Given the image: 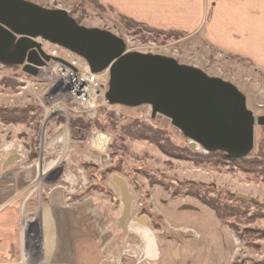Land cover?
Returning <instances> with one entry per match:
<instances>
[{"label":"rangeland","instance_id":"1","mask_svg":"<svg viewBox=\"0 0 264 264\" xmlns=\"http://www.w3.org/2000/svg\"><path fill=\"white\" fill-rule=\"evenodd\" d=\"M28 1L64 9L86 27L109 30L125 40L129 51L170 56L227 80L245 95L255 116L264 115L263 58L213 48L196 34L151 28L97 0ZM36 41L41 45L43 40ZM37 78L22 66L0 63V206L11 204L22 212L20 247L28 256L18 264H64L36 261L47 241L37 210L73 204L82 207L83 232L92 234V248L84 254L97 256L99 264H264V126L254 127L246 160L227 161L200 147L191 149L170 119L153 116L148 105L99 100L91 116H46L35 95L46 89L19 94L24 80ZM140 131L145 137L136 136ZM96 133L110 138L104 153L91 147ZM116 178L131 196L123 224ZM31 210L34 217L28 219ZM136 218L146 219L157 260H145L143 239L128 229Z\"/></svg>","mask_w":264,"mask_h":264},{"label":"water","instance_id":"2","mask_svg":"<svg viewBox=\"0 0 264 264\" xmlns=\"http://www.w3.org/2000/svg\"><path fill=\"white\" fill-rule=\"evenodd\" d=\"M37 39L84 58L93 73L107 70L104 98L109 104L150 106L153 116L170 119L189 139L191 149L246 157L253 148L254 127L264 125V115L255 116L246 106L245 95L227 80L170 56L129 51L122 37L79 24L64 9L28 0H0V63L22 66L35 76L37 67L46 66L50 59L58 61L41 49ZM116 182L123 203L119 223L123 224L130 213L131 196L122 179Z\"/></svg>","mask_w":264,"mask_h":264},{"label":"crops","instance_id":"3","mask_svg":"<svg viewBox=\"0 0 264 264\" xmlns=\"http://www.w3.org/2000/svg\"><path fill=\"white\" fill-rule=\"evenodd\" d=\"M97 1L151 28L196 34L213 48L264 59V0ZM81 208L73 204L68 207L41 206L37 210L40 234L47 241L44 252L40 251L37 257L31 254V260L36 257V261L99 264L97 256L84 254L89 252L88 246L92 248V234L83 232ZM34 212H26L27 216L32 215L28 219H33ZM22 219V212L14 205L0 206V264H18L28 256L20 247L19 224Z\"/></svg>","mask_w":264,"mask_h":264},{"label":"built area","instance_id":"4","mask_svg":"<svg viewBox=\"0 0 264 264\" xmlns=\"http://www.w3.org/2000/svg\"><path fill=\"white\" fill-rule=\"evenodd\" d=\"M48 45V48L42 45L41 49L49 56L58 58V61L50 59L46 66L37 67L38 78L24 80L19 94L29 89L36 93L46 89L45 94H35L46 116L55 114L68 119L71 115H94L100 102H106L104 94L109 76L91 72L86 60L68 49ZM80 89H83L82 93ZM53 98L56 99L54 103L44 105Z\"/></svg>","mask_w":264,"mask_h":264},{"label":"bare ground","instance_id":"5","mask_svg":"<svg viewBox=\"0 0 264 264\" xmlns=\"http://www.w3.org/2000/svg\"><path fill=\"white\" fill-rule=\"evenodd\" d=\"M42 45L45 46V48H48V42L42 41ZM83 89H80V92L82 93ZM106 134L96 133L95 135L91 136L89 139V142L91 144L92 148L98 149L99 152L104 153V150L106 149L108 145V141L110 138ZM198 149V148H197ZM147 226L143 224V218H136L132 220V222L129 224L128 229L138 234L144 242V252L143 255L145 256V260H157V245L154 241L153 233L146 228ZM144 259V257H143Z\"/></svg>","mask_w":264,"mask_h":264},{"label":"trees","instance_id":"6","mask_svg":"<svg viewBox=\"0 0 264 264\" xmlns=\"http://www.w3.org/2000/svg\"><path fill=\"white\" fill-rule=\"evenodd\" d=\"M263 126H264V125H263ZM142 128H144L145 130H148V129H146V127H142ZM138 131H139V130H138ZM145 135H146V132H144V131L136 132V136L139 137V138H143V137H145ZM207 154H208V156H212V157H213V155H214V156H215V155H218V156H216V157H219V156H220V157H222L223 159H225V160H227V161H243V160H246V158H230V157H228L226 154H224V153H222V152H213V153L209 152V153H207ZM198 155H200V154H198ZM202 200H203V202H204L206 205H208L209 207H211L212 209H214L215 213L217 214V216H218L219 218H221V219L224 218V216L222 215V213L218 210V207L215 206V205L212 203L211 200H207V199H205V198H203Z\"/></svg>","mask_w":264,"mask_h":264}]
</instances>
